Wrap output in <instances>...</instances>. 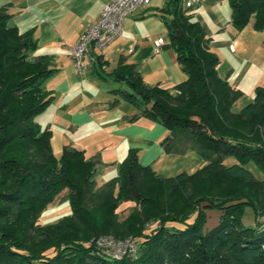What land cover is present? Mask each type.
Instances as JSON below:
<instances>
[{
  "label": "trees",
  "instance_id": "obj_1",
  "mask_svg": "<svg viewBox=\"0 0 264 264\" xmlns=\"http://www.w3.org/2000/svg\"><path fill=\"white\" fill-rule=\"evenodd\" d=\"M229 2L238 31L252 18L254 29L264 30V0ZM192 9L167 0L163 10L167 45L185 80L171 89L150 86L124 61L111 75L129 85L119 92L139 108L133 119L144 116L171 131L165 149L186 134L208 162L194 173L163 176L131 148L119 173L98 186L99 160L71 146L54 153L51 129L36 120L55 97L45 85L55 71L51 57L36 54L34 28L21 32L8 7H0V264H264V178L247 167L253 161L264 171V86L233 109L242 92L219 75L220 58ZM227 155L237 162L225 165ZM64 188L73 213L40 224ZM127 202L132 209L121 218ZM246 206L255 225L243 223ZM209 208L221 211L220 220L204 231ZM105 234L131 236L137 252L108 256L94 242Z\"/></svg>",
  "mask_w": 264,
  "mask_h": 264
},
{
  "label": "crops",
  "instance_id": "obj_2",
  "mask_svg": "<svg viewBox=\"0 0 264 264\" xmlns=\"http://www.w3.org/2000/svg\"><path fill=\"white\" fill-rule=\"evenodd\" d=\"M110 1L112 0H0V7H8L12 15L11 25L17 26L21 32L35 29L38 41L36 54L49 55L51 67L55 68L45 82L55 96L48 108L56 103L58 116L61 109L68 111V122L73 121L78 129L101 117V112L115 109L127 102L116 93L121 89L130 90L129 85L115 80L111 75L121 61L133 65L150 86L159 85L171 89L187 77L177 60L176 52L167 45L169 35L163 19L167 0H151L150 4L141 5L128 14L122 36L103 51L92 47L90 54L96 56V62L84 74H77L71 50L85 31L87 23L96 21L104 4ZM228 5V0H204L194 6L196 12L195 9L192 10L194 17L201 22L210 37L211 50L227 46H231L234 52L238 50L240 38L232 40L228 33L222 32L227 25L226 21L230 22L232 18V8ZM160 37L165 39V44L157 46L156 40ZM139 113L140 110L137 112L128 108L127 113L119 114L112 121L118 123L119 127L109 131L118 136L112 138H118L119 143L104 153L116 154L125 141L124 148L138 146L142 151L156 146L162 151L161 154L164 153L162 140L171 133L166 135L163 124L144 116L130 121L132 116ZM153 157L149 160L144 157L143 160L139 153V159L145 165H151L152 160L156 159ZM118 163L117 166H120L121 163Z\"/></svg>",
  "mask_w": 264,
  "mask_h": 264
},
{
  "label": "rangeland",
  "instance_id": "obj_3",
  "mask_svg": "<svg viewBox=\"0 0 264 264\" xmlns=\"http://www.w3.org/2000/svg\"><path fill=\"white\" fill-rule=\"evenodd\" d=\"M228 4L230 7L229 0ZM193 9H195V7H193ZM194 18L197 20L196 17ZM253 22L254 18L250 20L239 34V31L234 27L232 22L227 20L226 24L228 27H226V25L223 28L225 30H222V32L228 33L232 40L237 37L240 38L237 44L238 50L234 52L231 46H227L226 48L219 47L213 50L220 58L218 64L219 75L227 79L232 86L238 88L242 92L241 97L233 105V109H238V111L254 99L256 87L264 86V30H255ZM116 95L120 97L118 91ZM122 104L124 105L117 106L115 109L109 111L105 110L101 112L99 114L101 117L95 118L96 120L90 122L87 126L82 125L79 129L72 123L73 121L68 122L70 118L68 111L64 112V110L61 109L60 116H58L59 113L57 112L58 108L56 103L51 105L44 113L38 115L36 120L42 127H49L51 129V141L56 156H61L65 146L74 145L79 149H85L87 157H94V159L97 160L101 158L104 161L101 162L102 160H99L98 164L100 169L96 176L97 184L101 186L119 173L120 166H117V162L120 164L129 154L130 148H124L126 141L116 154L104 153L116 147V144L119 143L118 138H112L118 136L113 135L112 133L114 132L109 131L115 128L118 129L119 127L118 123L115 124L112 121L119 114L124 115V113H127L128 108H133L139 112V108L130 102ZM132 118L133 116L130 121H134ZM108 119H110V121H107ZM164 130L166 131V135L171 133V131L165 127ZM111 134L113 136H110ZM182 136H186V134L176 137L175 140L168 145L163 154H161L162 151L154 146V149L147 148L142 151L139 150L140 156L143 160L144 157H148L149 160L154 156L156 159L154 161L152 160L151 167L154 171L163 176H173L183 171L194 173L204 167L208 160L205 159L197 148L187 144L186 139ZM180 143L183 145H180ZM137 149H139L138 146ZM98 154H100V156H96ZM236 162L237 159L234 155H227L224 158L225 165H231ZM247 167L253 172L257 179L264 178V171L257 166L255 162L251 161L247 164ZM68 193L69 189L64 188L54 197L53 201L50 202L40 214L38 219L40 224L47 225L56 223L63 217L73 213L72 203L68 197ZM132 205V202H127L122 205L121 208L124 209V211H122L121 218L129 213L132 209ZM207 215L208 218L205 223L204 231L212 229L218 224L221 211L217 208H209L207 209ZM243 223L245 225L256 224L255 213L252 206L245 207ZM105 235L115 237L113 234ZM94 242L96 244V241Z\"/></svg>",
  "mask_w": 264,
  "mask_h": 264
},
{
  "label": "built area",
  "instance_id": "obj_4",
  "mask_svg": "<svg viewBox=\"0 0 264 264\" xmlns=\"http://www.w3.org/2000/svg\"><path fill=\"white\" fill-rule=\"evenodd\" d=\"M204 0H182L185 7H194ZM151 0H112L104 4L101 14L96 21H89L85 31L79 37L71 50V58L77 74L82 75L93 65L97 58L91 55L94 47L103 51L124 31L127 15L135 11L141 5H148ZM157 46L165 44V39L160 37L156 40ZM96 244L108 256L119 258L124 255H132L137 252V243L134 238L124 239L109 235H101L95 239Z\"/></svg>",
  "mask_w": 264,
  "mask_h": 264
}]
</instances>
